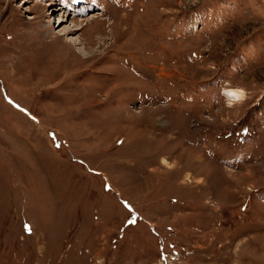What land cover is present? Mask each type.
<instances>
[{
	"label": "rangeland",
	"instance_id": "374dc122",
	"mask_svg": "<svg viewBox=\"0 0 264 264\" xmlns=\"http://www.w3.org/2000/svg\"><path fill=\"white\" fill-rule=\"evenodd\" d=\"M0 264H264V0H0Z\"/></svg>",
	"mask_w": 264,
	"mask_h": 264
}]
</instances>
